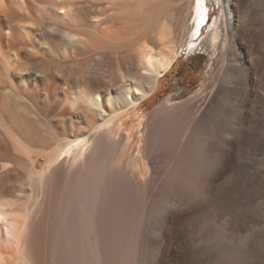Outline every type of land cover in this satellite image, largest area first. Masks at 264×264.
<instances>
[{
    "label": "bare ground",
    "instance_id": "bare-ground-1",
    "mask_svg": "<svg viewBox=\"0 0 264 264\" xmlns=\"http://www.w3.org/2000/svg\"><path fill=\"white\" fill-rule=\"evenodd\" d=\"M220 2L211 78L147 117L208 0H0V264H264V0Z\"/></svg>",
    "mask_w": 264,
    "mask_h": 264
},
{
    "label": "rangeland",
    "instance_id": "rangeland-1",
    "mask_svg": "<svg viewBox=\"0 0 264 264\" xmlns=\"http://www.w3.org/2000/svg\"><path fill=\"white\" fill-rule=\"evenodd\" d=\"M220 1L208 0L210 20L202 27L201 31H199L200 33L182 49L173 67L160 78L157 92L143 103L140 108L138 107L140 113L146 114L148 117L152 111L165 104L186 100L196 92H199L207 80L211 78L222 53V45L215 43L217 25L220 23ZM197 45H199L198 48L193 50L194 46ZM190 48L192 51H189L191 50ZM127 111H124L121 117L117 119V127H120L119 133L125 134L127 137L125 157H128V155L133 157L139 153L138 148L141 145L139 138L142 137V134H138L139 138L130 135V126L137 123V112L130 114V110ZM125 128L128 131L123 133ZM134 172L140 179H144L146 176V173L140 175L137 169Z\"/></svg>",
    "mask_w": 264,
    "mask_h": 264
},
{
    "label": "water",
    "instance_id": "water-1",
    "mask_svg": "<svg viewBox=\"0 0 264 264\" xmlns=\"http://www.w3.org/2000/svg\"><path fill=\"white\" fill-rule=\"evenodd\" d=\"M198 46H199V45L195 46V48H198ZM195 48H194V49H195ZM194 49H193V50H194Z\"/></svg>",
    "mask_w": 264,
    "mask_h": 264
}]
</instances>
